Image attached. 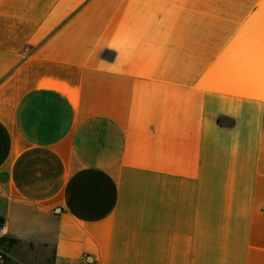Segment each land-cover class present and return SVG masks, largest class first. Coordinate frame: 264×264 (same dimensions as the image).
Listing matches in <instances>:
<instances>
[{"label":"crops","instance_id":"1","mask_svg":"<svg viewBox=\"0 0 264 264\" xmlns=\"http://www.w3.org/2000/svg\"><path fill=\"white\" fill-rule=\"evenodd\" d=\"M7 264H264V0H0Z\"/></svg>","mask_w":264,"mask_h":264},{"label":"built area","instance_id":"2","mask_svg":"<svg viewBox=\"0 0 264 264\" xmlns=\"http://www.w3.org/2000/svg\"><path fill=\"white\" fill-rule=\"evenodd\" d=\"M9 259L8 227L0 222V264H7Z\"/></svg>","mask_w":264,"mask_h":264},{"label":"trees","instance_id":"3","mask_svg":"<svg viewBox=\"0 0 264 264\" xmlns=\"http://www.w3.org/2000/svg\"><path fill=\"white\" fill-rule=\"evenodd\" d=\"M10 244H11V242L9 241V247H10Z\"/></svg>","mask_w":264,"mask_h":264},{"label":"rangeland","instance_id":"4","mask_svg":"<svg viewBox=\"0 0 264 264\" xmlns=\"http://www.w3.org/2000/svg\"><path fill=\"white\" fill-rule=\"evenodd\" d=\"M7 263H8V261H7Z\"/></svg>","mask_w":264,"mask_h":264}]
</instances>
